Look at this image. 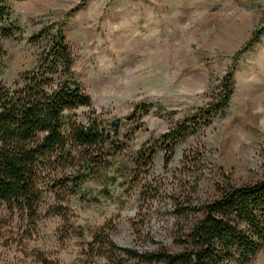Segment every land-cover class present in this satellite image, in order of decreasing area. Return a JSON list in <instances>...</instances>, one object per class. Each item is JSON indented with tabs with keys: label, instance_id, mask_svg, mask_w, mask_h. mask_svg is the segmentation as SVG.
<instances>
[{
	"label": "rangeland",
	"instance_id": "1",
	"mask_svg": "<svg viewBox=\"0 0 264 264\" xmlns=\"http://www.w3.org/2000/svg\"><path fill=\"white\" fill-rule=\"evenodd\" d=\"M12 35L1 41L0 81L11 87L36 67L61 27L89 107L65 112L109 136L90 169L52 171L37 221L0 202V264H137L99 244L178 251L177 238L203 216L222 183L264 178V0H0ZM40 32L45 38L38 37ZM251 40V46H244ZM243 50V51H242ZM229 75L227 107L196 127L164 163L162 138L203 119ZM141 105H150L147 113ZM119 119L117 134L113 123ZM190 124V123H188ZM156 146L151 164L142 148ZM189 206L198 208L190 211ZM251 264H264V246Z\"/></svg>",
	"mask_w": 264,
	"mask_h": 264
},
{
	"label": "trees",
	"instance_id": "2",
	"mask_svg": "<svg viewBox=\"0 0 264 264\" xmlns=\"http://www.w3.org/2000/svg\"><path fill=\"white\" fill-rule=\"evenodd\" d=\"M9 11L0 4V61L4 57L1 41L12 35ZM40 32L38 37L45 38ZM251 40L244 49L251 46ZM243 51V50H242ZM73 56L61 27L45 44L34 69L22 74L11 87L0 81V202L10 210L24 213L37 221L38 207L45 190L58 187L52 171L58 166L73 168L74 149L82 156L79 169L89 170L109 136L95 121L87 126L73 124L64 132L65 112L89 107L90 98L75 80ZM216 99L201 109L203 119L176 123L164 134V163L167 165L175 146L196 127L207 126L214 115L227 107L231 95L229 75ZM150 105H141L147 113ZM190 123V124H188ZM156 146L142 148L140 156L151 164ZM218 197L201 209L203 216L183 236L177 238L179 250L138 253L115 246L104 236L99 244L137 260V264H251L264 246V178L233 185L217 186ZM190 211L198 208L189 206ZM37 264H60L40 257Z\"/></svg>",
	"mask_w": 264,
	"mask_h": 264
},
{
	"label": "water",
	"instance_id": "3",
	"mask_svg": "<svg viewBox=\"0 0 264 264\" xmlns=\"http://www.w3.org/2000/svg\"><path fill=\"white\" fill-rule=\"evenodd\" d=\"M119 122H120V120L117 119L116 122L113 123V126L115 127V134H114V136L117 134V127H118V125H119Z\"/></svg>",
	"mask_w": 264,
	"mask_h": 264
}]
</instances>
